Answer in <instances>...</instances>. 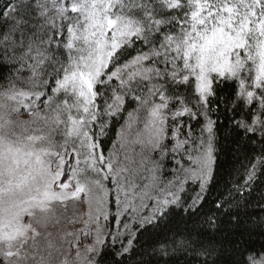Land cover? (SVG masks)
Wrapping results in <instances>:
<instances>
[{
    "label": "snow or ice",
    "instance_id": "snow-or-ice-1",
    "mask_svg": "<svg viewBox=\"0 0 264 264\" xmlns=\"http://www.w3.org/2000/svg\"><path fill=\"white\" fill-rule=\"evenodd\" d=\"M0 264H264V0H0Z\"/></svg>",
    "mask_w": 264,
    "mask_h": 264
},
{
    "label": "trees",
    "instance_id": "trees-1",
    "mask_svg": "<svg viewBox=\"0 0 264 264\" xmlns=\"http://www.w3.org/2000/svg\"><path fill=\"white\" fill-rule=\"evenodd\" d=\"M253 240L257 243V244H259L260 243V241H259V239L258 238H256V237H253Z\"/></svg>",
    "mask_w": 264,
    "mask_h": 264
}]
</instances>
